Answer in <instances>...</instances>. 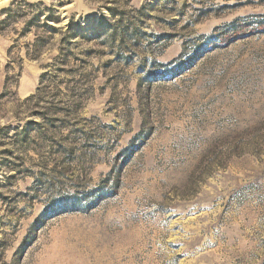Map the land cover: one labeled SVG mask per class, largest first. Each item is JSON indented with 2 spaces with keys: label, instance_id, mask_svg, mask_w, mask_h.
I'll return each instance as SVG.
<instances>
[{
  "label": "rangeland",
  "instance_id": "obj_1",
  "mask_svg": "<svg viewBox=\"0 0 264 264\" xmlns=\"http://www.w3.org/2000/svg\"><path fill=\"white\" fill-rule=\"evenodd\" d=\"M17 1L89 40L5 95L0 36V264H264V0Z\"/></svg>",
  "mask_w": 264,
  "mask_h": 264
},
{
  "label": "trees",
  "instance_id": "obj_2",
  "mask_svg": "<svg viewBox=\"0 0 264 264\" xmlns=\"http://www.w3.org/2000/svg\"><path fill=\"white\" fill-rule=\"evenodd\" d=\"M108 9L114 13L117 9V5L109 6ZM43 11H46V14L41 17ZM18 22H21L22 26L17 32L13 26ZM52 22H59V16L54 13L51 6H46L42 2L32 3L16 0L0 11V36H8L11 32H16L18 36L13 38L12 44L6 51L7 62L3 67L4 77L2 79L3 92L5 95L10 92L9 89L11 86L15 87L17 85L24 59L39 61L43 58V54H49L55 48L57 54L52 56L51 61L45 64V68H53L55 72H62L64 75L73 76L74 71L83 74L82 65L73 66L70 64V56L77 57L76 59L80 62H84L86 58L82 57L80 53H75L72 50L70 41L77 35L80 36L82 40H89V38L86 35L78 34L77 31L73 29L72 21H70L69 25L65 28H56L53 26ZM29 34L32 35L29 41H25L22 45L17 43L18 38ZM14 50H16V53L12 55L11 53ZM90 50L91 48L85 49L87 52ZM15 67L18 69V72L16 71L14 73ZM42 75H48V73L45 72ZM83 96L84 94L82 93L75 94V96L70 95L67 97L65 103L62 100L58 101L54 98H47V105L42 106L41 109L43 110L42 114H44L50 122L49 126H52L53 121L64 120L65 113L75 111L80 106ZM34 98H38V93L27 96L21 101V104L29 105L28 103ZM24 109L30 113H36L37 111L35 108L29 106H25ZM58 109H62L64 112L62 118L55 114V111ZM31 132L32 129L23 130L25 137L29 136ZM65 149L71 150L70 148ZM0 257V259H2V255H0ZM1 264H4V262ZM14 264H22V262L18 259L14 260Z\"/></svg>",
  "mask_w": 264,
  "mask_h": 264
}]
</instances>
